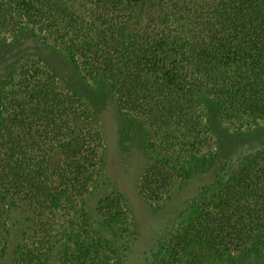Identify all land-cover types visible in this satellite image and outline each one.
Returning a JSON list of instances; mask_svg holds the SVG:
<instances>
[{
	"label": "trees",
	"instance_id": "trees-1",
	"mask_svg": "<svg viewBox=\"0 0 264 264\" xmlns=\"http://www.w3.org/2000/svg\"><path fill=\"white\" fill-rule=\"evenodd\" d=\"M22 31L104 78L118 107L146 124L154 158L141 192L150 201L215 166L193 164L217 153L210 102L240 130L264 120V0H0V37ZM102 146L89 105L40 59L22 58L0 93V255L9 213L20 205L31 222L27 239L37 242L23 260L42 262L43 243L58 235L52 227L80 210L99 174ZM257 152L225 163L189 203L168 238L176 262L264 259V151ZM100 209L113 220L123 207L107 197Z\"/></svg>",
	"mask_w": 264,
	"mask_h": 264
},
{
	"label": "rangeland",
	"instance_id": "rangeland-1",
	"mask_svg": "<svg viewBox=\"0 0 264 264\" xmlns=\"http://www.w3.org/2000/svg\"><path fill=\"white\" fill-rule=\"evenodd\" d=\"M24 57L40 59L55 72L62 89L89 105L103 137L102 162L80 210L66 211L60 221L63 223L52 227L54 232L58 229V235H51L43 243L41 263L29 256L23 260L27 249L37 242L27 239L29 233L33 234L27 211L14 206L0 264H183L171 255V231L188 216L189 203L201 198L202 191L217 181L225 163L253 159L260 153L257 151H264V120L240 130L223 121L216 102H210L208 122L217 153L206 163L198 159L193 164L198 169L213 163L215 166L177 183L167 199L150 201L141 192L145 169L154 158L146 124L118 107L115 92L104 78L87 75L61 47L43 43L33 32L0 37V93L10 84L17 63ZM107 197L119 198L123 207L113 220H106L100 209ZM251 259L231 255L215 264H240L243 260L264 264L262 258Z\"/></svg>",
	"mask_w": 264,
	"mask_h": 264
}]
</instances>
